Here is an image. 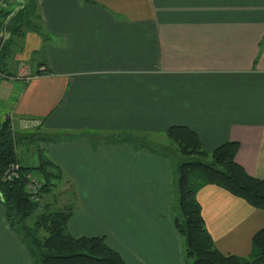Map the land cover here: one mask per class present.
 Wrapping results in <instances>:
<instances>
[{
	"label": "crops",
	"instance_id": "0c3cea01",
	"mask_svg": "<svg viewBox=\"0 0 264 264\" xmlns=\"http://www.w3.org/2000/svg\"><path fill=\"white\" fill-rule=\"evenodd\" d=\"M36 1L39 31L7 56L8 73L23 63L34 76L0 80V115L8 110L14 132L58 138L26 144L21 162L45 148L62 175L52 196L72 207L70 234L104 235L127 264H183L170 157L111 137L162 145L168 126L185 125L207 152L237 141L235 161L264 179V0ZM196 198L216 248L248 255L264 209L215 184ZM0 264H32L1 202Z\"/></svg>",
	"mask_w": 264,
	"mask_h": 264
},
{
	"label": "trees",
	"instance_id": "16d2710c",
	"mask_svg": "<svg viewBox=\"0 0 264 264\" xmlns=\"http://www.w3.org/2000/svg\"><path fill=\"white\" fill-rule=\"evenodd\" d=\"M15 6L18 7L14 11ZM8 7L0 10V32L5 36L0 47V71L10 74L3 62L10 44L27 30L39 31V25L36 0H22L21 3L14 0V5ZM164 134L166 146L126 133L111 138L170 157L175 171L173 223L184 238L183 264H264V225L252 235L248 255L222 253L206 229L196 198L199 188L215 184L249 205L264 209V179L248 174L235 161L239 143L227 140L207 152L203 150L197 132L185 125H170ZM57 138L39 130L14 132L9 116L0 121V202L9 227L26 245L32 264H127L118 251L106 243L104 235L74 236L67 231L72 210L69 204L64 207L43 204L40 208L45 195L60 190L62 175L44 147L37 146L31 165L21 162L19 148ZM165 147L172 153L159 150ZM13 161L19 162L21 174L16 180L3 181L2 172ZM27 173L36 174L43 180L38 202L32 201L26 193Z\"/></svg>",
	"mask_w": 264,
	"mask_h": 264
},
{
	"label": "built area",
	"instance_id": "2783aa9c",
	"mask_svg": "<svg viewBox=\"0 0 264 264\" xmlns=\"http://www.w3.org/2000/svg\"><path fill=\"white\" fill-rule=\"evenodd\" d=\"M12 1L14 0H0V10L10 6ZM33 76L34 74H32L30 67H28L23 63L19 64L18 71L16 74H7L0 71V80L2 78H20V79L28 80ZM7 116L9 115L7 114ZM21 125L24 128L36 127L40 125V120L33 118H22ZM19 176H20V164L19 162L13 161L10 162L5 167L4 171L2 172L1 178L3 181H13L15 178H18ZM26 177H27L25 184L26 193L32 201L38 202L41 199L40 188L43 185V180L40 176L33 173H27Z\"/></svg>",
	"mask_w": 264,
	"mask_h": 264
},
{
	"label": "rangeland",
	"instance_id": "374dc122",
	"mask_svg": "<svg viewBox=\"0 0 264 264\" xmlns=\"http://www.w3.org/2000/svg\"><path fill=\"white\" fill-rule=\"evenodd\" d=\"M16 1V0H15ZM14 5V1H12V3H11V5ZM16 5V4H15ZM10 7V6H9ZM14 8V7H13ZM14 41H16V38L14 39ZM18 44V43H17ZM12 57H6V58H4L3 59V62H4V68L6 69V70H9V67L11 68V66H12V64H11V61H12ZM5 79V78H4ZM3 112H4V110H3ZM7 114H9V112H8V110H6V112L5 113H3L2 115H0V121L1 120H3L6 116H7ZM159 135H156V136H154V139H158L157 141H159L160 143H163L165 140L164 139H160V138H157ZM166 139V138H165ZM164 145H166V144H164ZM25 146L26 145H24V146H21L20 148H19V152H21L22 151V155H26V154H29V158H31V154L25 149L24 150V148H25ZM28 147V150L30 149V145H28L27 146ZM165 149L170 153V148H168V147H165ZM168 153V154H169ZM208 160V159H207ZM56 194H57V197H58V199H60V195H61V193H60V191H57L56 192ZM69 196L71 195L70 193H69V190H68V193H67ZM68 195H66V196H68ZM56 200H55V198H54V196H52L51 194L50 195H45L43 198H42V202H41V206H40V208H42L44 205H46V204H48V205H51V207H59L58 205V203L56 204V202H55ZM54 202H55V204H54ZM44 204V205H43ZM61 205V204H60ZM68 205V204H67ZM70 205V204H69Z\"/></svg>",
	"mask_w": 264,
	"mask_h": 264
},
{
	"label": "water",
	"instance_id": "95a60500",
	"mask_svg": "<svg viewBox=\"0 0 264 264\" xmlns=\"http://www.w3.org/2000/svg\"><path fill=\"white\" fill-rule=\"evenodd\" d=\"M17 1H19L20 3L22 2V0H17ZM17 7H18V6H15V7H14V11H15V9H17ZM4 37H5V36H4L3 32L1 31V32H0V47H1V44H2V42H3V40H4Z\"/></svg>",
	"mask_w": 264,
	"mask_h": 264
},
{
	"label": "bare ground",
	"instance_id": "6f19581e",
	"mask_svg": "<svg viewBox=\"0 0 264 264\" xmlns=\"http://www.w3.org/2000/svg\"><path fill=\"white\" fill-rule=\"evenodd\" d=\"M21 174V173H20ZM16 180V179H15Z\"/></svg>",
	"mask_w": 264,
	"mask_h": 264
}]
</instances>
